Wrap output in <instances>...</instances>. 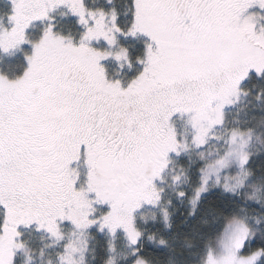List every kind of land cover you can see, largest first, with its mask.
Returning a JSON list of instances; mask_svg holds the SVG:
<instances>
[{"label": "snow or ice", "instance_id": "snow-or-ice-1", "mask_svg": "<svg viewBox=\"0 0 264 264\" xmlns=\"http://www.w3.org/2000/svg\"><path fill=\"white\" fill-rule=\"evenodd\" d=\"M0 5V264H264V0Z\"/></svg>", "mask_w": 264, "mask_h": 264}, {"label": "trees", "instance_id": "trees-1", "mask_svg": "<svg viewBox=\"0 0 264 264\" xmlns=\"http://www.w3.org/2000/svg\"><path fill=\"white\" fill-rule=\"evenodd\" d=\"M0 7H3V5H0Z\"/></svg>", "mask_w": 264, "mask_h": 264}]
</instances>
